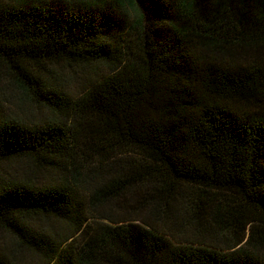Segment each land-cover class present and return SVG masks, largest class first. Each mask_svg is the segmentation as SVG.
Here are the masks:
<instances>
[{"label":"trees","instance_id":"16d2710c","mask_svg":"<svg viewBox=\"0 0 264 264\" xmlns=\"http://www.w3.org/2000/svg\"><path fill=\"white\" fill-rule=\"evenodd\" d=\"M5 84L0 264H264V0H0Z\"/></svg>","mask_w":264,"mask_h":264},{"label":"rangeland","instance_id":"374dc122","mask_svg":"<svg viewBox=\"0 0 264 264\" xmlns=\"http://www.w3.org/2000/svg\"><path fill=\"white\" fill-rule=\"evenodd\" d=\"M105 68L103 67L101 69L102 72H105ZM85 73V72H84ZM79 77H82L80 75ZM77 78L74 83H70L65 91L71 95L77 94L79 92V89L82 85V78ZM82 79V80H81ZM2 89V90H1ZM0 89V105L3 107V114L5 116L12 115V113H17L20 117L25 118L27 121H31L34 123H41L45 121H55V122H64V118L62 116H59L57 114H53L50 111L43 109V108H38L33 106L32 104H29L25 101V98H22V95H18L17 90L14 88V86H8L5 84L2 88ZM8 169L11 174H18L20 169L18 167H8L5 168ZM40 179V176H38ZM37 177V179H38ZM1 238H4V241L9 242V239L6 238V236H0ZM26 257V256H25Z\"/></svg>","mask_w":264,"mask_h":264}]
</instances>
